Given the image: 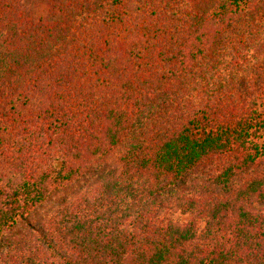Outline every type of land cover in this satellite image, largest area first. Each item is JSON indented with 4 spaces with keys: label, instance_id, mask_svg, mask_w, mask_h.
<instances>
[{
    "label": "trees",
    "instance_id": "1",
    "mask_svg": "<svg viewBox=\"0 0 264 264\" xmlns=\"http://www.w3.org/2000/svg\"><path fill=\"white\" fill-rule=\"evenodd\" d=\"M0 264H264V0H0Z\"/></svg>",
    "mask_w": 264,
    "mask_h": 264
},
{
    "label": "rangeland",
    "instance_id": "2",
    "mask_svg": "<svg viewBox=\"0 0 264 264\" xmlns=\"http://www.w3.org/2000/svg\"><path fill=\"white\" fill-rule=\"evenodd\" d=\"M160 216H161L162 218H166V217H168V218H171V219H173V220H178V221H181V222H183V221H187V220L189 219V216H188V215H182V214H180V213L170 214V213H167V212H165V211L161 212V213H160Z\"/></svg>",
    "mask_w": 264,
    "mask_h": 264
}]
</instances>
